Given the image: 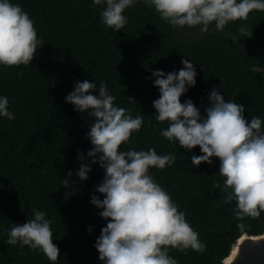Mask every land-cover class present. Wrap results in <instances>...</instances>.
Here are the masks:
<instances>
[{
	"label": "trees",
	"instance_id": "obj_1",
	"mask_svg": "<svg viewBox=\"0 0 264 264\" xmlns=\"http://www.w3.org/2000/svg\"><path fill=\"white\" fill-rule=\"evenodd\" d=\"M14 2L33 18L43 43L29 64L0 65V94L10 98L14 112L12 119L0 117V264H102L94 242L111 218L101 217L90 197L95 193L103 198L95 186L104 169L93 162L87 179L75 174L80 163L91 160L87 151L93 145L85 134L94 118L64 99L74 82L84 79L97 85L104 80L116 97L114 103L144 118L141 129L119 150L154 147L176 153L172 165L150 171L185 210L206 245L202 253L170 247L178 264H220L244 233H264V211L244 217L243 231L237 227L235 201L223 200L218 157L194 166L191 154H201L199 145L189 151L159 134L168 122L155 119L152 100L159 92L148 79L153 69L183 67L184 56L193 61L197 74L181 102L190 98L206 116L204 107L211 103L208 94L215 86L226 101L245 105L247 119L259 115L264 120V72L251 68L253 62L264 65V10L253 9L246 19L230 21L221 31L210 25L201 33L198 26L173 28L143 0L125 9L128 22L119 30L101 22L103 5L91 6V0ZM240 25L249 31L240 34ZM233 34L238 36L235 43ZM78 152L85 156L83 161ZM33 208L45 211L52 221L53 243L59 249L56 261L27 245L5 242V229L31 218Z\"/></svg>",
	"mask_w": 264,
	"mask_h": 264
},
{
	"label": "clouds",
	"instance_id": "obj_2",
	"mask_svg": "<svg viewBox=\"0 0 264 264\" xmlns=\"http://www.w3.org/2000/svg\"><path fill=\"white\" fill-rule=\"evenodd\" d=\"M136 0H91V6L103 5L100 20L113 30L128 22L125 9ZM153 7L169 25L176 29L198 26L201 33L213 25L223 30L230 21L246 19L253 9L264 10V0H143ZM249 30L238 27L240 34ZM252 31V30H251ZM235 43L238 36L233 34ZM43 43L37 34L33 18L14 0H0V65L29 64ZM183 67L165 72L153 69L148 79L157 86L159 96L152 100L157 121H167L159 134L169 142L178 141L185 149L199 145L200 153L191 154V163H212L219 158V174L224 177V201H235L233 215L237 227L247 226L244 217H258L264 211V120L259 115L247 119L245 105L233 99H224L213 86L208 94L211 102L201 115L190 98L180 100L189 86L196 83V68L191 59L181 56ZM202 68V66H201ZM255 72H264V65L253 62ZM154 77V79H153ZM98 89V90H97ZM97 90L95 94L93 91ZM80 112L94 120L85 134L93 147L88 149L91 160L80 163L75 174L85 180L96 162L104 169V176L95 188L90 202L101 211L99 215L111 218L101 227L94 247L102 264H178L169 254L170 247L191 248L202 253L205 242L186 218L185 210L173 200L170 193L153 177L151 167L163 169L176 159L175 152H157L128 148L119 150L130 136L144 124L141 114L114 103L116 97L104 80H76L65 97ZM10 98L0 94V117L14 118L9 107ZM78 159L85 156L78 152ZM72 170H68V176ZM63 179V184H68ZM230 189V190H228ZM52 221L45 211L33 208L32 217L24 223H12L5 229L7 244L43 252L50 261L58 258V246L53 243ZM92 231V226H88Z\"/></svg>",
	"mask_w": 264,
	"mask_h": 264
},
{
	"label": "water",
	"instance_id": "obj_3",
	"mask_svg": "<svg viewBox=\"0 0 264 264\" xmlns=\"http://www.w3.org/2000/svg\"><path fill=\"white\" fill-rule=\"evenodd\" d=\"M220 264H264V233L259 235L244 233Z\"/></svg>",
	"mask_w": 264,
	"mask_h": 264
}]
</instances>
